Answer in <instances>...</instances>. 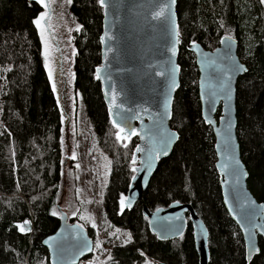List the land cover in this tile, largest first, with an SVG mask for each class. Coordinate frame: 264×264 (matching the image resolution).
Returning a JSON list of instances; mask_svg holds the SVG:
<instances>
[{
	"label": "trees",
	"instance_id": "16d2710c",
	"mask_svg": "<svg viewBox=\"0 0 264 264\" xmlns=\"http://www.w3.org/2000/svg\"><path fill=\"white\" fill-rule=\"evenodd\" d=\"M40 9L35 0H0V264H47L40 239L58 223L63 109L34 23ZM65 10L77 26L72 33V89L80 94L95 145L109 167L100 203L111 224L127 232L124 241L109 247L100 264H197L187 214L183 232L167 240L155 237L142 214V204L153 209L175 199L189 202L206 226L207 264H264V238L258 236L257 252L246 261L239 229L223 206L213 134L200 116L197 69L186 47L197 41L213 48L225 34L236 39V53L246 65L236 81V135L246 186L264 202L262 0H176L179 83L168 124L178 136L170 153L158 159L140 201L129 209L121 205V198L133 173L137 135L117 138L94 76L101 5L98 0H66ZM219 114L218 107L214 117ZM24 221L30 223L21 232L18 225ZM81 224L93 240L91 226Z\"/></svg>",
	"mask_w": 264,
	"mask_h": 264
},
{
	"label": "water",
	"instance_id": "95a60500",
	"mask_svg": "<svg viewBox=\"0 0 264 264\" xmlns=\"http://www.w3.org/2000/svg\"><path fill=\"white\" fill-rule=\"evenodd\" d=\"M98 2L101 28L94 76L117 135H137L132 151L136 170L122 197L123 207L129 209L140 201L158 159L170 153L178 136L168 124L172 95L179 83L176 0ZM161 8L164 15L155 18ZM186 47L193 53L197 69L200 116L213 134V163L221 200L239 229L249 261L257 252L258 236L264 238V202L256 200L246 186L247 170L236 135V81L246 65L236 53V39L228 34L220 36L211 49L197 41L188 42ZM218 107L220 114L215 118ZM56 209V227L40 239L47 251V264H77L91 253L92 237L81 223L70 221L58 203ZM141 211L149 230L160 240L179 236L187 214L197 264H207V229L189 202L175 199L153 209L142 204Z\"/></svg>",
	"mask_w": 264,
	"mask_h": 264
},
{
	"label": "rangeland",
	"instance_id": "374dc122",
	"mask_svg": "<svg viewBox=\"0 0 264 264\" xmlns=\"http://www.w3.org/2000/svg\"><path fill=\"white\" fill-rule=\"evenodd\" d=\"M57 1L53 0L55 16L50 23L55 35L48 34L43 28V23L37 27L40 36L41 30L44 29L43 39L41 37L44 63L46 65V41L48 45L46 68L48 73L51 72L50 80L63 109L62 174L57 200L68 217L91 226L94 233L91 253L80 259L77 264H87L86 260L89 264H100L106 258L109 247L124 241L127 232L111 224L100 203L103 182L109 167L105 154L95 145L96 138L88 123L80 94L72 89L73 53L70 40L77 26L65 10L66 0L56 6ZM262 2L264 3V0Z\"/></svg>",
	"mask_w": 264,
	"mask_h": 264
},
{
	"label": "snow or ice",
	"instance_id": "6c2138e0",
	"mask_svg": "<svg viewBox=\"0 0 264 264\" xmlns=\"http://www.w3.org/2000/svg\"><path fill=\"white\" fill-rule=\"evenodd\" d=\"M37 3L43 5L45 8L48 7V4L46 3V0H36ZM70 2V0H69ZM100 3L103 5L104 4V0H100ZM164 15V9L161 8L160 11L156 12L154 14V17L155 18H158L160 16H163ZM47 16V13H41L39 18H37L34 23L37 25V27H40L41 26V20L45 19V17ZM43 34H44V29L41 30V37L43 39ZM47 50H48V45H47V42L45 41V60H46V66H47ZM173 53L175 52V49L173 48L172 49ZM49 75H51V72L49 73ZM113 123H115V121H113ZM209 123H211V121L209 120ZM117 127H119V125L117 124L116 125ZM121 132H123L124 130L123 129H120ZM132 134H135L134 132ZM118 139L120 138L119 135L117 137ZM141 149L137 148V151H140ZM75 158V154H73V159ZM133 163H135V160H133ZM136 169H133V171H135ZM124 198H121V205L123 206L124 205ZM53 215H55V212L53 213ZM30 222L29 221H24L22 224L18 225L19 227V230L21 232H24L26 229H27V225L29 224Z\"/></svg>",
	"mask_w": 264,
	"mask_h": 264
},
{
	"label": "flooded vegetation",
	"instance_id": "af4514ba",
	"mask_svg": "<svg viewBox=\"0 0 264 264\" xmlns=\"http://www.w3.org/2000/svg\"><path fill=\"white\" fill-rule=\"evenodd\" d=\"M60 2L62 4L63 0L62 1L58 0L56 6H58ZM46 3L48 4L47 8H45L43 5L39 4L41 6V9H40L39 13L37 14L36 18H39L40 13L43 12V10H44L45 13H47V16L45 17V19L41 20V24L43 23V28L45 29V31L48 34H51V33L54 34L52 29H51V27H50V23L53 22L54 16H55L54 15V8H55L54 2H53V0H46ZM73 23H74V20H73ZM72 39H73V37L71 36L70 45H71V48H72V53H74V45H73V40ZM187 219H188V217H187Z\"/></svg>",
	"mask_w": 264,
	"mask_h": 264
},
{
	"label": "built area",
	"instance_id": "2783aa9c",
	"mask_svg": "<svg viewBox=\"0 0 264 264\" xmlns=\"http://www.w3.org/2000/svg\"><path fill=\"white\" fill-rule=\"evenodd\" d=\"M85 262H86L87 264H89V262H88L87 260H86Z\"/></svg>",
	"mask_w": 264,
	"mask_h": 264
}]
</instances>
